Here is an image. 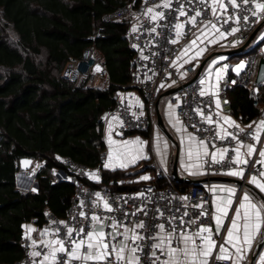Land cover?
<instances>
[{
    "label": "built area",
    "instance_id": "obj_1",
    "mask_svg": "<svg viewBox=\"0 0 264 264\" xmlns=\"http://www.w3.org/2000/svg\"><path fill=\"white\" fill-rule=\"evenodd\" d=\"M164 2L165 0H139L137 3L132 2L126 6H119L101 15V18L106 22L127 21L126 39L128 47L133 50L130 60L132 68L128 82L132 88L139 91L144 105L142 110L139 105H133L127 98L118 96L114 105L103 113V125L112 119L115 121L114 130L118 134H144L149 131L151 126L152 110L159 92L180 87L165 96V105L171 107L183 127L189 129L198 140H203L207 146L209 155H203L201 158L202 173L198 178L225 175L238 167L244 169L245 177L240 179L243 182H246L248 175L259 176L260 172H264L262 165L256 163L261 160L259 150L264 131L259 132V140H256V124L264 121V80L256 83L254 76L258 59L264 56V10L257 9L255 5L264 3V0H250L248 4H244L243 0H237L239 7L234 8L229 4L226 12L221 14L218 11L215 16L211 12V0H207V3H202L201 0H171L170 8H164L162 6ZM225 3L227 4L228 0H225ZM158 5L159 7H157ZM181 5L184 6L187 16L179 15L178 9ZM150 7L154 8L155 12H163V18L153 21L152 14H145ZM197 10L203 14L196 18L195 24H192L188 17L195 15ZM253 12H256L257 15H252ZM229 16L232 19L225 23L224 21ZM237 16L240 17L238 22L235 19ZM245 16L248 17L247 20L243 19ZM209 21L217 28L212 29ZM177 23L184 24V27L180 29L179 37H177L174 27ZM133 27L137 29L135 32ZM256 27H259V30L244 48V51H247L255 42L260 41L256 55L252 59L229 62L226 61L228 56L214 55L205 62L197 77L186 83L195 74L199 62L206 55L214 51H228L240 47ZM153 28L156 29L155 32L152 31ZM232 28L239 30L233 33L231 32ZM201 32L205 34L201 35ZM220 33L225 35L221 36ZM97 35L98 32L90 35V38ZM197 36L200 39L197 40L196 46L192 47L190 41L196 39ZM173 40L177 42L172 43ZM186 48L187 51H185ZM201 49H203L202 53L197 56V51ZM82 51L79 57L69 59L63 65L61 72L64 79L79 86L94 82L107 68L101 50L91 44L84 47ZM215 58V63L209 66L208 62ZM241 63L245 67L237 72L236 68ZM221 69L223 71L220 72L218 80L217 73ZM201 80L205 83L201 84ZM234 86L245 89L252 103L258 106L259 111L247 122L234 117L231 109L227 93ZM202 88L207 92L204 96L199 95ZM217 99L220 102V108L216 107ZM197 109L202 110L204 117L210 116L213 121L218 123L209 124L196 111ZM225 116L230 117L236 125H239V128L226 123L223 119ZM229 132L237 136L238 139L227 136L226 133ZM221 136L224 138L221 139ZM103 139L104 132L101 135V140L103 141ZM242 143H251L255 149L252 155L248 156L247 165H238L234 162L235 149ZM224 149L228 150L224 153V159L221 161L218 155L219 162H213L211 153ZM106 158L105 149L100 153L95 166H87L67 156L60 157L59 162L62 167L55 171V175L69 181L73 186L71 200L65 210V215L60 216L45 211L44 223L36 227L39 236L36 240L37 243L33 245V240L24 231L20 240L23 248L22 256L12 262L0 264H40L43 254L51 251L50 248L45 247V244L56 239L64 240L66 249L70 251L71 244L67 236L69 227L74 230L71 239L77 241L84 239L87 243L86 235L77 234L80 228H83L85 233L87 231L105 232L108 234L105 242L110 246L114 244L119 247L123 241L128 246L125 249L126 256L131 255L128 249L138 246L141 251L135 255L139 256V264H153V251L156 252L160 261L168 259L161 249L152 247V245L160 243L162 238H164L163 248L165 250L169 246L168 240H171V247L179 248L183 246L179 238L181 231L192 235L201 225L212 229V193L203 184L186 183L185 187L181 185L185 182L175 184L170 181L161 184L162 180H169V178L163 169L157 168L145 185L135 189L120 190L97 187L94 182L100 181L101 170L104 168ZM90 174L98 176L99 179H93ZM238 186L241 188L243 184ZM97 193L100 194V198L97 197ZM184 197L187 199H181ZM104 201H107L111 206V211L103 207ZM81 202L83 203L81 204ZM196 205L203 207L201 209ZM140 208H143V211H137ZM202 211L207 215L201 216ZM80 212H84L85 215L80 216ZM161 212L163 216H160ZM125 213L129 215L125 216ZM132 213L135 215H131ZM94 214L100 218L98 221L91 219ZM181 217L184 223H181ZM193 219L196 223H188ZM61 221L65 223H60ZM113 221L117 224L116 228L111 226ZM140 221L144 222V228H135V224ZM160 224H164L163 232L158 227ZM125 228L128 229L126 233ZM45 230L47 232L41 235ZM117 231L126 235L128 239L124 240V235L116 236ZM135 233H139L143 239L133 241L131 237ZM169 233H171L170 236ZM113 236L115 239H112ZM216 242L217 247L213 250L212 257L209 258V264L247 263L248 258L237 260V256H231V260L215 259L219 240ZM196 243L200 244L199 238H196ZM34 251H39L42 255L33 257L31 253ZM81 251L83 252L84 249ZM260 255H264V241L255 257H260ZM60 259L67 260L66 254L57 253V264ZM110 260L111 264H126V261H115L114 255ZM71 264H96V262L73 260ZM103 264H108V262H103Z\"/></svg>",
    "mask_w": 264,
    "mask_h": 264
},
{
    "label": "trees",
    "instance_id": "obj_2",
    "mask_svg": "<svg viewBox=\"0 0 264 264\" xmlns=\"http://www.w3.org/2000/svg\"><path fill=\"white\" fill-rule=\"evenodd\" d=\"M132 2L139 0H0V263L22 256L25 222L41 226L45 211L65 215L73 186L55 179L59 158L97 165L104 149L103 113L118 90L131 88L133 56L127 21L106 22L101 15ZM91 44L104 55L106 83L97 77L79 86L64 79L63 65ZM227 95L239 120L247 122L259 111L245 89L234 86ZM22 157L40 161L34 190L15 182ZM128 175L104 167L94 185L121 190L148 182H118Z\"/></svg>",
    "mask_w": 264,
    "mask_h": 264
},
{
    "label": "snow or ice",
    "instance_id": "obj_3",
    "mask_svg": "<svg viewBox=\"0 0 264 264\" xmlns=\"http://www.w3.org/2000/svg\"><path fill=\"white\" fill-rule=\"evenodd\" d=\"M202 3H207V0H201ZM250 2V0H243L244 4H248ZM212 3V7H211V12L212 14L215 16L217 14L218 11L221 12V14H223L224 12L227 11L228 5L230 4L232 7L236 8L239 7V5L237 4V0H228V3H225V0H211ZM164 8H170L171 7V0H165V2L162 5ZM159 7V5L157 6ZM255 7L257 9L260 10H264V3H256ZM179 11V15L180 16H187L186 11L184 10V6L181 5L180 8L178 9ZM147 14H152L151 15V19L153 21L157 20L158 18H163L164 13L163 12H155L154 8H148L147 12L145 13ZM203 13L199 10H197L195 12V15L188 17V20L190 23L195 24L196 22V18L201 16ZM252 15H257L256 12H253ZM232 17L229 16L228 19H226L224 22L228 23L229 20H231ZM237 20V22L239 21L240 17H236L235 18ZM244 20H247L248 17L245 16L243 17ZM209 24L211 25L212 29H216L217 26L215 24H211V22L209 21ZM175 29H176V35L177 37H179L181 35L180 29H182L184 27V24L182 23H177L174 25ZM137 29L136 27H133V31L135 32ZM239 29L237 28H232L231 32H236ZM153 32L156 31L155 28L152 29ZM218 31V29H217ZM204 32H201V35H204ZM221 36L225 35L224 33H220ZM200 37L197 36L196 39H193L192 41H190V45L192 47H195L197 44V40H199ZM176 40H173L172 43H176ZM210 42H215V41H210ZM133 47H136V45H133ZM185 51H187V48L185 49ZM203 49L197 51L196 55L199 56L202 53ZM146 59V57H145ZM187 62V61H186ZM213 63H215V61H213ZM245 65L243 63H241L240 65L237 66L236 71L238 72L241 68H244ZM98 70V69H97ZM223 69L219 70L217 73V79H220V72H222ZM201 84H204L205 81L201 80L200 81ZM207 92L205 91V89H201L199 95L204 96L206 95ZM216 107L220 108V102L217 99L216 101ZM196 111H198L201 115L202 118L206 119L207 122L209 124H214V123H218L216 121H213L211 119V117H204L202 110L197 109ZM224 121L226 123H229L232 126H235L237 128H239V125H236L234 121L231 120L230 117H223ZM255 123V122H254ZM249 127H252V125H249ZM240 131H243V129H240ZM256 131L257 133H259L260 131H264V121H260L258 124H256ZM227 136H232L233 139H238L237 136H235L233 133H226ZM221 139H223L224 137L221 136ZM257 139H259V137H256ZM190 139L195 140V137L190 136ZM128 143V142H126ZM135 143L141 145V148L139 149V151H142V145L144 142L137 140ZM200 145L203 147L204 151H203V155L204 156H208L209 153L207 151V146L205 145V142L203 140H201ZM239 143V141H238ZM248 149V155L251 156L252 153L255 151L254 146L249 144L246 146ZM227 149H224L223 151L219 152V159L222 161L224 159V153L227 152ZM236 151V156H235V160L234 162L236 164H244L247 165L248 164V160L247 159H243L241 152H240V148L237 147L235 149ZM217 152H213L211 153V157H212V161L213 162H219L217 160ZM199 153H197V158H199ZM259 156L264 158V150H261L259 152ZM188 157L189 159L192 158V151L191 148L189 149L188 152ZM140 158L139 155L133 156L131 159L132 163H135L136 159ZM109 160L111 161V155L109 156ZM256 163L262 164L264 165V159L257 161ZM113 165L111 163H106L104 165L105 168H109L112 167ZM120 167H127L126 163H121ZM188 167H191V165H189ZM229 175L232 176H238V177H243L244 175V169L241 168L239 170H232L228 173ZM92 175L93 179L98 180L99 177L94 175V174H90ZM260 177H264V172H260L259 173ZM142 180H147L149 179V177L147 176H143L141 177ZM252 184L256 185L261 192H264V183L259 182L257 179L256 175H253L250 181ZM224 191L229 193V197H231L232 194H234L235 189L233 188H227V189H223ZM98 198H100V194L97 193L96 194ZM102 199V198H101ZM181 199H187L186 197L181 198ZM83 202H81L82 204ZM232 204V200L231 198H229L226 203L223 206L217 205L216 207V214L213 215V219L215 220V224H216V232L217 234L220 232V226H221V220L222 217L227 215V210L228 207ZM103 207L105 209H107L108 211H111V206L108 204L107 201L103 202ZM196 207L201 208L202 209V205H196ZM241 209H243V240L242 243L249 247L251 246V240L253 235L256 232H259L260 228H261V224L264 223V218H262V210H264V206L258 207L255 203H252L250 200V197L248 194H245L243 196V200L242 202L239 204V207L236 209V217H240L241 216ZM137 211H143V208L137 209ZM85 213L84 212H80V216H84ZM129 215L128 213H125V216ZM131 215H135V213H132ZM145 215H147V213H145ZM185 215H187V213H185ZM201 216L207 215L206 212H201L200 213ZM160 216H163V213H160ZM91 219L93 221H98L100 218L97 217L95 214L92 215ZM173 219H175V217H173ZM181 223H184L183 218H180ZM60 223H65L63 221H61ZM188 223H196L195 219L188 221ZM113 228H116L117 224L115 221H113L112 225ZM159 229L161 230V232L164 231V224H160L158 225ZM135 228H144V222L140 221L139 223L135 224ZM240 229V224L238 223V220L236 218H232L231 220V226L228 228L227 230V238H226V242L231 244L232 247L235 248L236 253H237V260L239 259H243L244 257V249H242L239 244L237 242L240 241V237L238 235ZM30 231H34V229H30ZM73 229L72 228H68L67 229V236L69 237V242L71 244V250L69 251L68 249H66L65 247V241L64 240H60V239H56L54 241H49L45 244V247H48L51 249V251H49L46 254H43V260L40 262V264H49V261H51V264H57V253H65L67 256V260L64 259H60L59 260V264H71V262L73 260H79V261H83V262H87V261H94L96 262V264H103V262H108V264H111V260L110 258L115 257V261L120 262V261H126V264H139V256L135 255L138 251H141V249H139V247H133L128 249L129 253L131 254L130 256H126L125 255V249L128 247L126 243H124L123 241L121 242L120 246L117 247L116 245H109V243L105 242V238H106V234L103 231H99V232H95V231H87L85 233L83 228H80L78 231V235L83 233L84 235H86L87 237V243L85 242L84 239H80L79 241L71 239L72 235H73ZM128 231L127 228H125V233ZM173 231H175V229H173ZM47 232V230H45L44 233H41V235H44ZM116 236H121L124 235L123 233L120 232H116L115 234ZM171 235V233H169V236ZM180 241L182 243V247L176 248V247H171V240H168V248L165 250L163 248V243H164V238L161 239L160 243L154 244L152 245V247L154 249H161L162 253L165 254L168 259L164 260V261H160V258L156 255V252L153 251L152 252V257H153V264H209V258L212 257L213 255V250L217 247L216 245V241L212 238V229L210 227L207 226H203L201 225L198 230L193 233L192 235H188L187 233L181 231L180 232ZM196 238H199L200 240V244L197 245L196 243ZM112 239H115V236L112 237ZM128 237L126 235H124V240H127ZM131 239L133 241L136 240H140L143 239V237H141L139 235V233H135L132 235ZM33 245H35L37 242L35 240L32 241ZM53 245H55V247H53ZM111 247V250H109ZM84 249V251L82 252L81 250ZM219 252L220 255L216 256L215 259H219V260H231V256L228 254V250L224 247V245H220L219 246ZM31 255L33 257H39L42 255L41 252L39 251H34L33 253H31ZM179 256H183V260H180L178 257ZM234 264H236V262H234ZM259 264H264V255H260L259 257Z\"/></svg>",
    "mask_w": 264,
    "mask_h": 264
},
{
    "label": "crops",
    "instance_id": "obj_4",
    "mask_svg": "<svg viewBox=\"0 0 264 264\" xmlns=\"http://www.w3.org/2000/svg\"><path fill=\"white\" fill-rule=\"evenodd\" d=\"M99 77V76H98ZM99 78H102V83H106V79H105V74L102 73L100 75ZM164 93V91L159 92V94L157 95V98L155 100L158 101L157 107L155 106L154 103V107L152 110V118L154 117L156 119V110L158 111V113H160L163 123H164V128L166 129H170L172 131V133L175 135L176 140L175 141L172 137V135L170 134L169 131H167V133H169V135L171 136V141L174 145V153L172 156L173 157L176 155L177 156V174L180 177H190V178H198V176L201 175L202 173V161L201 158L203 156V147L200 145V140H198L196 138V136L189 130L186 129L185 127L182 126L181 122L177 119L175 113L173 112V110L171 109V107H169L168 105H165V96L162 95ZM118 96H123L125 98H127L129 100V102L133 105L137 104L139 105L140 109H144V105L142 102V98L140 97V93L137 89L135 88H127V89H120L116 92V97L118 98ZM114 126H115V121L114 120H109L108 123H105L102 127V131L104 132V149L107 152V158L104 164L106 163H111L113 166L109 167L108 169H115V168H119L121 163H126V164H132L128 161H131L133 156L139 155L140 158L145 157V142L142 140L144 139V137H141L139 133H124V134H118L115 130H114ZM165 134V133H164ZM166 135V134H165ZM190 136L195 137V140L190 139ZM259 137V133H257L256 137ZM167 138H169V136L166 135ZM137 140L144 142L142 145V151H139V149L141 148V145L135 143ZM174 140V141H173ZM257 140V138H256ZM259 140V139H258ZM161 141V139H160ZM128 142V143H126ZM261 143V147L260 150H264V137L261 139L260 141ZM251 143H242L239 144V148H240V152L242 155L243 159H247L248 158V149H247V145H249ZM253 145V144H251ZM155 151H156V155H155V161L157 162V164L159 165L157 168L163 169L166 172V175L168 178H171L170 176V171L172 168V159L170 158L168 161V146H166L165 144L161 143L159 146H157V143L154 142L153 144ZM254 146V145H253ZM160 147V149H159ZM191 148L192 151V158L189 159L188 157V152L189 149ZM159 149V150H158ZM214 152H217V157L219 155L220 150H216ZM197 153H199V158H197ZM111 155V161L109 160V156ZM236 156V154H235ZM26 159L27 157H22L20 160L22 161V159ZM29 159V158H28ZM260 159H264L262 157H260ZM31 161V159H29ZM248 160V159H247ZM33 162V161H32ZM189 165H191V167H188ZM262 165V164H261ZM262 167L264 168V165H262ZM140 168V167H139ZM142 168V167H141ZM241 168H234V170H239ZM155 170V169H154ZM134 171V169H133ZM149 171V170H147ZM147 171H144L145 173ZM30 172V168L25 170V174H21L19 172H17L16 174V179H18L19 181H27L28 179L32 182H34L33 178L30 179L28 177V173ZM154 172V171H153ZM24 173V172H23ZM55 174V172L53 173V175ZM153 174V173H152ZM151 174V175H152ZM18 175V176H17ZM151 175H149L148 177L150 178ZM32 176H35L32 175ZM138 176V175H137ZM219 176H226L232 179H243L245 176L243 175V177H238V176H232L229 175L228 173L225 175H219ZM253 175H248V177L246 178V184H244L241 188L238 186V184L236 182L233 181H225V180H218V181H209V180H202V182H200V184H203L209 191L210 193H212V202H211V209H212V213H211V226H212V238L217 241L219 240V245L216 251V255H220L219 252V246L220 245H224V247L228 250V254L230 256H237L236 250L234 247H232L231 244L226 242V238H227V230L228 228L231 226V220L232 218H236L238 220V223L240 224V229L238 232V235L240 237V241L237 242L239 244V246L244 249V257L243 258H248V261L246 264L250 263V254H251V250L253 248V245L255 243V239L257 238L262 225L261 224V228L259 230V232H256L251 240V246L250 248L245 246L242 243L243 240V209H241V216L240 217H236V209L239 207V204L242 202L243 200V196L245 194H248L250 197V200L252 203H255L258 207L264 206V192H261L260 189L252 184L251 178ZM55 177V176H54ZM136 177V176H135ZM205 176L200 177L199 179H202ZM209 177V176H207ZM58 179V177L56 176L55 179ZM140 177H137L136 180H138ZM15 179V182H16ZM257 179L259 182L264 183V177H260L257 176ZM149 179H147L148 181ZM119 182V181H118ZM175 184H181V183H177L175 180L173 181ZM188 183V182H186ZM185 183V184H186ZM34 184L36 185V182H34ZM182 186H186L181 184ZM36 188V186L34 188H30L31 190H34ZM227 188H233L235 189L234 194L231 195V197H229V193L224 191L223 189H227ZM28 190V189H27ZM254 192H256L258 194V197H256V195H254ZM231 198L232 200V204L228 207L227 210V215L222 217L221 220V226H220V232L217 234L216 232V224H215V220L213 219V215L216 214V207L217 205L223 206L226 201ZM262 218H264V210H262ZM37 225L35 224V222L33 220H29L27 222H25L23 224V231H25L32 240H37L38 239V231L36 230ZM96 228L98 229L99 226L97 225ZM30 229H34V231H30ZM217 243V242H216ZM53 247H55V245H53ZM180 260H183V256H179L178 257ZM259 263V257H255L253 260L252 264H258Z\"/></svg>",
    "mask_w": 264,
    "mask_h": 264
},
{
    "label": "rangeland",
    "instance_id": "obj_5",
    "mask_svg": "<svg viewBox=\"0 0 264 264\" xmlns=\"http://www.w3.org/2000/svg\"><path fill=\"white\" fill-rule=\"evenodd\" d=\"M257 48H258V44L251 46L247 51H242L240 53L232 54L231 56H229L226 59V61L231 62V61H237L240 59H245V60L252 59L256 55ZM215 60H216V58L210 60L208 62L209 66L213 65L214 64L213 61H215ZM99 77H98V80H101L102 78H99ZM101 82H102V80H101ZM163 125H164V123H163ZM167 131H169L170 134L172 135L173 139L175 141H177L176 137L172 133V131L170 129H167ZM140 136L144 137V139H142V140L145 142V145H144L145 146V148H144L145 154H143V155H145V157L136 159L135 163L128 161L132 164H129V165L127 164V167L115 168V169L121 170V172H126V174H130V175H128V177H121V178L119 177L118 178L119 182H121V181L122 182H124V181H126V182L127 181H131V182L137 181L136 180L137 177H140L138 180H142L141 177H143V176L148 177L149 175H151L153 173V171H155L154 169H157V167L159 165L155 161L156 151H155V148L153 146L154 142L157 143V146H159L161 143L168 146V161L170 158L172 159V156L174 153V145H173L171 139L166 137V135L164 134V131L161 130L160 126L157 124V120L154 117L152 118L149 131L144 133V134H140ZM160 139H161V141H160ZM159 149H160V147H159ZM24 159H22V161L19 160V163H18L19 171L18 172L21 173L22 175L23 174L26 175L27 173H25V170L30 168V172L28 173V177L30 179L33 178V180L35 182V176H32V175H34L37 172V170L39 168L40 161H34V160L30 161L28 158H26L25 160ZM23 161H26V164H23ZM57 169L55 168L54 172ZM133 169H134V171H133ZM147 170H149V171H147ZM144 171H147V172L145 173ZM54 176L56 177L55 174H54ZM145 181H147V180H145ZM34 182L30 181L29 179L27 181H23V182L16 179L17 187L21 188V189H23V188L24 189L34 188L36 186L34 184ZM254 195H256V197H258V194L256 192H254Z\"/></svg>",
    "mask_w": 264,
    "mask_h": 264
},
{
    "label": "water",
    "instance_id": "obj_6",
    "mask_svg": "<svg viewBox=\"0 0 264 264\" xmlns=\"http://www.w3.org/2000/svg\"><path fill=\"white\" fill-rule=\"evenodd\" d=\"M259 27H256L255 30L250 34V36L248 37L247 41L241 45L238 48H234L228 51H214L213 53H210L209 55H206L199 63L197 71L195 72V74L192 76V78H190V80L186 83H189L190 81H192L193 79H195L200 71V69L203 67V65L205 64V62H207L210 58L214 57V55H225V56H231L232 54L235 53H240L242 51H244V48L247 46V44L250 42V40L253 38V36L255 35V33L259 30ZM260 41H257L253 44L257 45ZM255 82L256 83H260L264 80V56L260 57L258 59V64H257V69H256V73H255ZM180 87H174L171 89H168L166 92H164L162 95L166 96L168 93L175 91L176 89H178ZM158 101L155 102V106L157 107ZM156 120H157V124L160 126L161 130L164 131V133L169 136L170 139L171 136L169 135V133H167L166 129L163 126V120L162 117L160 115V113H158V111L156 110ZM174 141V140H173ZM177 156L175 155L172 159V168L170 171V176L171 178H173V180H175L177 183H182V182H188V183H200L202 182V180H209V181H218V180H225V181H233L236 182L238 185H244L246 184V182H243L240 179H232L226 176H209V177H203L202 179L199 178H190V177H180L177 174ZM262 228L257 236V238L255 239V243L253 245V248L251 250V254H250V263H253V260L255 258V255L257 254L258 250L261 248L262 244H263V239H264V223H262Z\"/></svg>",
    "mask_w": 264,
    "mask_h": 264
},
{
    "label": "bare ground",
    "instance_id": "obj_7",
    "mask_svg": "<svg viewBox=\"0 0 264 264\" xmlns=\"http://www.w3.org/2000/svg\"><path fill=\"white\" fill-rule=\"evenodd\" d=\"M25 160V159H24ZM23 164H26V161H23Z\"/></svg>",
    "mask_w": 264,
    "mask_h": 264
}]
</instances>
